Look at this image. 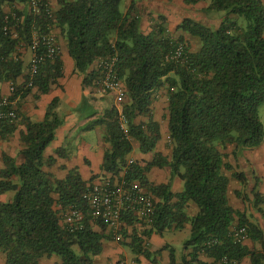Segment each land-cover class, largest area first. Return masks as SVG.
<instances>
[{
    "label": "trees",
    "instance_id": "obj_1",
    "mask_svg": "<svg viewBox=\"0 0 264 264\" xmlns=\"http://www.w3.org/2000/svg\"><path fill=\"white\" fill-rule=\"evenodd\" d=\"M26 1L0 0V85L16 83L25 73L28 65L19 49L29 47L36 29L47 33L54 26L60 28L75 71L84 75V86L97 87V73L89 70L98 58L117 56V74L126 88L122 113L127 127L121 128L118 107L108 109L90 124H101L106 129L104 140L110 147L105 152L102 172L121 177L124 171V179L138 180L155 196V215L147 235L191 224V235L185 242L187 247H193L188 264H204L199 259L201 252L214 260L226 256L240 262L250 257L252 264H261L262 253L235 242L231 235L238 220L237 226L245 227L249 238L264 245L261 226L229 204L230 179L226 171L233 170V178L244 188L248 178L225 160L221 149L235 144L234 154L238 155L264 141V124L259 115L264 103V1L185 0L188 4L209 1L207 11L224 15L218 28L191 18L178 25V30L199 39L201 46L196 52L191 51L184 37L169 34L162 22L145 34L136 0L126 12L121 10L124 0H57L59 8L52 17L45 10L35 17L15 7L17 2ZM14 14L24 17L23 22L16 23ZM7 26L15 28L16 36L5 29ZM180 45L182 55L173 57ZM62 76L60 56L54 61L45 59L34 86H22L17 94L24 97L34 87L48 93ZM163 86L168 89L171 158L155 154L145 165L130 162L133 140L139 142L142 153H149L161 138L160 125L151 117V106L154 93ZM58 105L59 99L55 98L42 121L23 119L21 152L25 161L21 165L3 154L0 193L12 194L0 202V252L6 253L7 264H39L42 257L52 255L61 258V263L56 264H94V257L103 250L105 236L93 228L94 220L83 196L91 182L85 181L76 168L63 179L44 169L54 162V157L46 160L45 149L64 122ZM140 115L149 116V121L137 123ZM16 123L0 120V143L13 135ZM154 166L170 167L171 176L183 180L184 190L174 193L170 182L151 183L147 173ZM243 192L236 191V195L242 197ZM253 194L256 208L264 215L260 207L264 195L257 187ZM190 201L199 208L192 217L187 213ZM70 207L84 213L80 229L63 223V213ZM123 219L131 223L136 218L125 213ZM209 240L212 245L207 244ZM133 248L143 252L141 243L135 242ZM144 254L154 264H160L150 252Z\"/></svg>",
    "mask_w": 264,
    "mask_h": 264
},
{
    "label": "crops",
    "instance_id": "obj_2",
    "mask_svg": "<svg viewBox=\"0 0 264 264\" xmlns=\"http://www.w3.org/2000/svg\"><path fill=\"white\" fill-rule=\"evenodd\" d=\"M264 1V0H263ZM132 0H124V9L126 12ZM208 1H201L197 4H188L185 0H136L138 10L141 17V29L148 34L156 23L162 22L167 27L168 33L174 37H184L185 41L190 45L197 43L196 52L200 49V41L197 37L187 32L178 30V25L185 19L191 18L202 22L212 28H218L224 19L223 13L207 14L206 8ZM52 8L56 11L59 8L57 0H50ZM19 10L29 12L28 4H15ZM8 6L5 7L7 12ZM200 10V11H197ZM199 12H201L199 14ZM212 12V11H211ZM209 15L210 22L205 21V15ZM231 17H235L232 15ZM168 25H171L169 27ZM52 32L56 35L60 45V59L63 62V76L59 78L48 93H42L37 87L26 96L20 94L18 112L19 120L17 121V129L13 135L0 143V172L5 167L3 162V154H7L16 160L17 165H21L24 161L22 154L23 144L21 142V132L25 130L23 124L24 118L34 121H42L45 118L48 105L55 99H59L58 112L63 118V124L57 129L55 139L45 149L44 156L46 160L54 157V162L45 165V171L53 174L57 179L65 178L69 171L76 168L81 173L85 181L96 183L105 179L117 180L123 178L124 171L120 173L121 177L111 173H103L101 170L105 152L110 147L104 140L106 129L104 125L98 124L93 127L90 124L94 120L101 118L105 112L112 108L118 107L122 111V104L117 100L116 95L112 92H104L93 85H83L84 75L75 71V63L70 56L66 38L62 35L59 27L54 26ZM191 47V45H190ZM27 54L26 63L29 64L32 52L25 51ZM96 61L92 64L89 71H95ZM27 70V69H26ZM25 73L16 80L17 89L27 86ZM10 82H4L0 85L2 94H8ZM169 100L167 86L159 88L154 93V101L151 106V117L160 125L161 138L158 141L153 152L142 153L140 144L133 140L134 149L129 156L130 161H139L142 165L153 160L155 154H161L164 157L171 158L172 145L169 137ZM149 116L140 115L136 122H148ZM235 144H229L221 151L226 155V161L231 164L238 172H243L248 178V184L244 188L243 185L233 178V170L226 171L229 177V185L227 197L229 204L236 210L244 212L247 217L258 223L264 231V215L255 206V197L253 190L255 187L264 195V141L263 143L252 149H243L238 155H235ZM59 151V152H58ZM149 181L155 185L171 183V190L179 193L184 190L183 180L178 176H171L170 167L154 166L148 173ZM144 189L147 190L145 186ZM244 191L243 196L236 195V191ZM148 191V190H147ZM10 193H0V202H5L10 197ZM155 198V196H154ZM157 200V199H156ZM263 208L264 204L260 206ZM199 211L198 206L190 201L187 206L189 216H195ZM133 222L128 223L127 219H123L120 229L115 231L105 224L102 226L98 221L92 222L93 228L103 233V250L101 254L94 257V264H154L151 259L145 256L144 251L150 252L160 264H188L191 260L193 247L184 245L183 254L177 255L175 248L164 238V232L167 230L188 229L191 234V224L185 223L182 228L166 229L162 233L153 232L147 235L146 231L151 226L144 225L136 216ZM238 225V220L233 227ZM119 232L122 240L117 241L115 236ZM141 243L143 252L134 251V243ZM249 249L258 251L264 255V245L248 238L244 243ZM174 254V262L172 255ZM199 259L204 263L212 262L214 258L209 257L206 253L201 252ZM61 263L58 255L44 256L40 259L39 264H56ZM0 264L6 263V253L0 252ZM239 264H252L250 257L244 258ZM261 264H264V260Z\"/></svg>",
    "mask_w": 264,
    "mask_h": 264
},
{
    "label": "built area",
    "instance_id": "obj_3",
    "mask_svg": "<svg viewBox=\"0 0 264 264\" xmlns=\"http://www.w3.org/2000/svg\"><path fill=\"white\" fill-rule=\"evenodd\" d=\"M26 2L29 13L35 17H38L43 10L46 11L49 17H52L55 11L51 6L50 0H27ZM9 16L10 13L6 17L7 23L10 20ZM13 18L16 23H22L24 20V17H17L15 14ZM5 29L16 36L15 28L7 26ZM27 50L32 52V57L26 70V83L28 87H33L40 64L45 59L56 60L60 56V45L52 30L44 33L36 29L32 35L29 47L22 46L19 49L20 53H24ZM182 50L183 48L180 45L174 52L173 57H180ZM117 63V56L98 58L96 60L95 71L97 76L95 83L102 91L114 93L117 100L121 103L126 98V88L118 77ZM17 91L16 84L11 83L9 93L0 97V120H8L10 122L19 120L18 104L20 95L17 94ZM120 125L124 130L127 127L126 118L122 111H120ZM83 196L89 205L93 220L102 221L115 231L121 230L120 225L125 213H132L144 225L152 226L155 215V198L152 193L144 189L138 180L128 181L124 178L101 180L90 184ZM62 218L64 224H69L76 229L83 227L84 213L77 208L70 207L63 213ZM231 235L235 242L241 244L249 238L245 227L236 226L232 228ZM115 239L117 241L122 240L119 232H117ZM207 244L212 245L213 243L209 240ZM204 264H239V262L236 259L224 256Z\"/></svg>",
    "mask_w": 264,
    "mask_h": 264
},
{
    "label": "rangeland",
    "instance_id": "obj_4",
    "mask_svg": "<svg viewBox=\"0 0 264 264\" xmlns=\"http://www.w3.org/2000/svg\"><path fill=\"white\" fill-rule=\"evenodd\" d=\"M209 2V1H208ZM207 2V4H208ZM20 3V2H19ZM124 9V4L122 2L121 4V10ZM197 11H200V10H197ZM7 12L9 13L10 12V9L7 8ZM201 12H199L200 14ZM218 12L217 11H208L207 14H217ZM205 15L207 18H205V21H207L208 23L210 22V17H208L209 15ZM169 27H171V25H168ZM191 45V48L192 49H197V43L193 42L190 44ZM22 57L25 59V62H26V58H27V54L24 52L22 53ZM259 115H260V119L262 121V123L264 124V103L260 106L259 108ZM10 195H12L10 193ZM190 231L186 228L184 229H175V230H167L164 232V238L167 239L173 248H175L176 250V254L177 255H180V254H183L184 252V245H185V242L186 240H188L190 238Z\"/></svg>",
    "mask_w": 264,
    "mask_h": 264
}]
</instances>
